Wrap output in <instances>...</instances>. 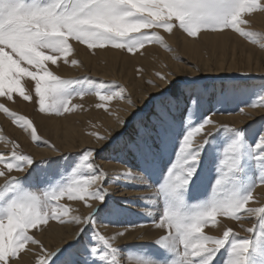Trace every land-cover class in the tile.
Listing matches in <instances>:
<instances>
[{"label":"snow or ice","instance_id":"1","mask_svg":"<svg viewBox=\"0 0 264 264\" xmlns=\"http://www.w3.org/2000/svg\"><path fill=\"white\" fill-rule=\"evenodd\" d=\"M257 11L264 12V0H0V97L11 101L18 94L24 101H33L27 85L34 82L40 113H70L82 107L71 103L73 96L83 98L92 90L71 87L77 82L75 79L61 78L47 66L48 62L56 65L61 59L69 63L70 41L90 50L110 46L136 55L142 54L146 45L164 44L155 29L171 33L178 27L188 37H196L201 28L231 29L255 40L259 34L242 26L248 23L244 14ZM70 63L77 65L78 61L72 59ZM155 76L165 85L158 92L164 99L150 117L141 121L127 139L118 140L119 132L90 133L101 147L77 153L78 162L67 178L52 183L51 177L56 173L50 168L42 173L48 187L25 188L24 181L12 173L30 169L39 172L37 165L41 161L20 151L16 141L9 142L10 151L0 152V178L4 180L0 184V264H13L20 253L32 251L30 246L39 248L35 264H217L221 252L226 255L220 264H264V204L249 206L257 184L264 185V126L257 134L255 129L217 124L205 115L204 94L199 88L191 85L171 91L175 81L159 71ZM25 78L28 79L22 84ZM113 84V90H95L99 101L95 107L109 112L107 105L113 100L135 107L127 89ZM238 93L253 95L254 88L248 84L233 85L228 94L215 98L216 103L222 104ZM244 103L264 110V91L250 104ZM136 111L128 120L117 116L119 125L126 128ZM0 112L33 141L40 139L33 120L10 111L3 103ZM187 112H194L197 122L184 129ZM239 112L243 113L244 107ZM221 130L230 135H214ZM246 131L248 138L254 140L247 147ZM194 136H199L195 143ZM206 147L208 156L202 159ZM104 152L109 153L104 158L124 165L116 180L133 188L152 189L150 198L139 199L156 205L155 214L147 213L150 226L157 230L153 241L157 251L153 255H147L146 249L125 255L115 246L117 238L136 224L130 223L113 235L98 230L99 221L111 224L126 211L112 202L109 189L104 187L108 174L95 162ZM173 153L178 162H174ZM213 170L214 178L210 176ZM209 185L212 196L201 200L199 194ZM65 198L83 202L88 214L70 216L71 209L61 203ZM193 200L199 202H190ZM218 216L236 222L255 218V222L244 229L249 234L245 237H239L227 225L222 235L207 234L205 227L209 222L220 223ZM50 221L77 226L71 244L52 251L44 249L34 230L43 231ZM147 222L139 226L144 227ZM254 257H259V261Z\"/></svg>","mask_w":264,"mask_h":264},{"label":"rangeland","instance_id":"2","mask_svg":"<svg viewBox=\"0 0 264 264\" xmlns=\"http://www.w3.org/2000/svg\"><path fill=\"white\" fill-rule=\"evenodd\" d=\"M258 15L264 16V12L257 11L253 13H245L243 17L244 19L248 21V23L242 27H244L245 30H250L254 32L256 31V33L259 34L255 38V40H251L247 37H242L231 29H224L223 31H219V30L212 31L210 29L201 28L200 31L197 33L196 37H188L187 34L183 33L182 30H180L178 27H174L173 32L171 33L164 32L163 29H155V31L160 36L163 37L164 44L161 45L158 43H152V44L146 45L145 48L141 50L142 54H136V55H131L127 53L126 51H123L120 49H114V48H111L110 46L106 48H98V49L90 50L86 47V45L79 44L76 41H70V44L72 45V52H70L68 55L69 63L65 64L64 61L61 59L57 61L56 65H51V63L48 62L47 66L50 71H53L55 75H58L61 78L75 79L77 82L73 84L71 87L77 90L79 89H91L92 90L91 92L86 94L83 98H81L80 96H73L71 103L76 104V105H82V107H77L73 109L72 112L63 113L62 115H55V114L47 113V112L40 113L38 111V105L35 103L34 82H31L27 85V88L32 90V95L34 98L33 101H30V102L24 101L18 94H14V99L11 101L7 100V98L5 97H0V103H3L6 107L9 108L10 111L17 113L18 115L26 116L29 119L33 120L34 125L37 128V135L40 138L38 141H33L31 139V136L28 133H25L19 127L14 125L9 117H6L3 114V112H0V152L10 151L11 144L9 142L16 141L20 145V149H19L20 151L24 152L25 154L31 155L34 159L36 158L35 160L37 161H41V163L37 165V169L40 170L39 172L32 171L30 169L29 172H26V173L13 172L12 175L20 177L22 181H24L25 188H30L31 190L44 189L48 187L49 185L43 182L45 177L42 175V173H47L50 170V168L55 169L56 174L51 177L52 183H55L56 181L61 180L62 178H67L70 175L72 168L75 167L76 163L78 162L77 153L82 152V150L86 148L95 147L99 149L101 147V143H98L96 138L92 136L90 133L97 132L100 135H112V134L117 133V131H113V130L109 131L107 129L108 127L106 128L104 125H102L101 120L103 119V117L105 116L108 117V115L109 116L111 115L110 108H112L113 104H111L110 102L107 105L108 108L110 109L109 113L105 112L103 109L96 108L95 105L99 101L95 95V90L96 89L107 90V91L113 90L115 88V85L113 84V82H115V84L122 85L127 89L128 91L127 94L129 95V98L132 101L134 100V98L132 97L127 84H125L121 79H118L117 77L113 75L106 76L102 73L99 74L91 70V68H87L86 64L83 61L82 53L84 56H88L91 59V61L94 60L96 66L101 65L102 67H104L106 63L100 59L96 60L99 53L112 52V53L119 55L120 57L126 58L129 62V67L132 73L134 74L135 78L137 77L140 78L141 73L144 72V74L150 75L148 78L144 79L143 81L144 86L149 87V88H152V87L158 88L157 93L152 94V95L147 94L145 95L143 99L141 100L138 99L136 102L134 100L133 102H134L135 107H131L128 104H126L127 105L126 109L125 108L123 109V110H126V111H123L124 113H126V120H128V116L132 112L136 111L137 109H140V111H136V115L133 116L131 120H129L130 122L128 121V126L124 128L125 131H122V132L119 131V133H121V136L117 138L118 140L127 139L129 136H131L134 130L140 126L141 121L150 117L152 111L154 110V107L158 105L164 99V97H160L158 95V92H160L165 87V85H163V82L160 81L159 78L155 76V73L159 70V68H160L159 72L167 75L169 80H173L176 82L175 88H173L171 91H177L180 88H184L186 86H191V85H195L197 88H199V90L204 94L205 115L213 119L217 124L228 125L229 127H242L245 130L255 129L256 133L258 134L259 131L261 130V127L264 126V110L262 111V109L258 107L257 108L247 107L245 106L244 102L247 101V103L250 104L252 100L258 98V95L261 93V91H264V72L262 73L234 72V73H222L219 75H214V74L213 75H203L201 73L199 74L198 72L199 69L196 66V64L191 62L184 55L182 56V53L180 51L181 44H182L181 40L183 38H186L195 44L201 45L204 42L201 36L203 35L212 36L214 34H219L220 36L228 35L230 36V38H235L241 41L243 44L253 47L259 52H264V29H260V27L254 26L256 25L254 23V18ZM200 52L205 56H209V57L213 56L211 55L213 54V52L208 47L207 48L201 47ZM177 57L179 59H177ZM72 59H77L79 63L77 65H71L70 61ZM165 60H168L169 62L175 65H183L186 67H190L195 72H198V75L186 74V75L177 76L173 71H171L170 66ZM145 61L149 63V66L144 65ZM117 65H120V61H118ZM138 69L140 70L142 69V71L138 72L137 71ZM69 71L72 72L71 75L68 74ZM27 79L28 78H25L24 80H22V84H24L25 80ZM148 81H152L153 83L151 82L147 85ZM240 84H248V85L253 86L254 94L253 95H241L238 93L235 96V98H229L222 104L216 103V99H215L216 97H219L222 93L228 94L231 86L240 85ZM224 85H226L227 88L223 90ZM149 97H151V99H149ZM240 107H244V112H246L248 109H257L258 111L259 110L262 111V113L258 115L257 117H253L251 120H249L247 123H245L242 126H236L232 123L225 122V121H218V118H221V117L229 118V117H234V116L243 114L239 112ZM95 115H99L100 117L96 116L97 117L96 119ZM43 119L45 120L43 125H46V124L49 125L48 121L49 123H53V121L55 120L59 122L60 120L61 122L64 120L73 122L76 126L79 125V127L81 125L82 134L84 135L85 138H89L90 142L86 146H82L76 149L75 151H72V152L66 151L64 153L63 151H60L61 149L57 145H55V143L42 132L41 125L39 124V120H43ZM196 122L197 121H196L195 113L187 112L185 113L184 123L182 124V128L186 129L189 123H192L193 126H195ZM206 127H211V126H206ZM101 128H103V130H101ZM214 135H218L219 137H225V136L230 135V133H227L221 130ZM178 139H182V137H179ZM198 139H199V136H194L193 143H195ZM245 140L247 142L245 145L246 147L248 144L254 143V140L248 138L247 131L245 133ZM53 149H56V150L54 151ZM177 150H178V144H177ZM35 152H43L47 154L45 155V157L43 156V157L37 158L35 156ZM48 152L50 154H48ZM32 153H34L33 154L34 156L32 155ZM108 155L109 153L107 152L100 153L96 157L95 162L98 165H100L101 168L105 169V172L108 174V180L107 182H105L104 187L108 188L109 192H111L112 190L113 193L112 192L110 193L113 197L112 202L118 205L119 207L126 209V211L124 215L120 216L119 219L115 220L111 224H109L107 220L99 221L98 230L102 234H105L104 232H107L105 230L112 229L114 231L113 234H115L116 232L123 231L124 227H127V225L130 223L136 224L137 226L129 227L128 231L125 234L134 232L139 229L140 231L144 229L154 230L150 226V218L147 216V213L151 212L155 214L156 205L150 203L148 199H139V197L150 198L152 194V189L151 188H133L132 186L127 185V182L123 180H116L117 174L124 171V165L115 159L104 158ZM207 156H208V152H207V147H206L205 152L202 153V159H206ZM172 158L174 162H178L176 161V157L174 153H173ZM170 162H171V159L169 160V163ZM103 164L105 165L107 164L110 166L115 165L113 169H117V170H112L111 172L109 168L105 167V165ZM111 175H115V176H111ZM214 175H215V171L213 170V173H211L210 176L214 178ZM255 175L258 176L259 173L257 172L255 173ZM25 177H28V179L25 180ZM111 177H115V180L113 179L111 181V182L115 181L113 182V185H114L113 188L109 184L110 182L109 178ZM251 178H252V173H249L248 179H251ZM0 180H1L0 184H3L4 182L3 178H0ZM212 183H214V179ZM258 187H264V185H261L258 183L255 189L253 190V196L255 195V190ZM138 191H143L148 194L143 195V196H131L130 195ZM116 193L117 195L122 194V198H117ZM191 194L196 195V193H191ZM199 196L201 200L210 198L212 196L211 186L209 185L207 190L202 191L199 194ZM125 201L127 202L125 203ZM190 202L198 203L199 200H193ZM61 203L65 204L71 209L70 216L71 215L79 216V214L80 216H84V215H87L89 212V209L85 207L84 203L81 201H68L65 198L61 200ZM255 203H256V197H254L253 202H250L249 206L259 207L262 204H264V201H262L261 203L259 202L258 205H256ZM217 220L220 223L213 225L211 222H209V224L205 227V232L207 234L222 235L224 225L226 223L227 224L230 223V225L228 224L229 225L228 227H231L233 231L238 234L239 237H245L249 234L242 230L241 227L244 225L243 223L245 222L248 223V226L250 227L255 222V218H251V219L246 218L240 222H236V221L228 220L223 216H218ZM145 221H148L147 223H145V226L140 227L139 224ZM49 225H58L60 227H70L73 230H77L76 225L69 224V223H65L62 225L56 221H50ZM48 226H45L44 229H46ZM40 232L41 231L39 230H35L36 236ZM119 238L123 239L124 236L119 237ZM126 239L120 243L115 244V246L123 250L125 255H127V253L129 252H137L143 249L147 250V253H146L147 255H153L157 251L156 246L153 243L154 239L147 241L146 243H139V244L135 243V241L134 242L131 241L130 243L126 242ZM72 241L69 242L68 244H71ZM30 247L32 248L33 246H30ZM25 252H22L23 254L20 253L18 257L13 260V264H23L21 263L20 260L23 257ZM225 255L226 253L224 252L220 253V255L217 257V264H220V262L224 259ZM254 259L259 261V257H254ZM32 264H35V262Z\"/></svg>","mask_w":264,"mask_h":264},{"label":"bare ground","instance_id":"3","mask_svg":"<svg viewBox=\"0 0 264 264\" xmlns=\"http://www.w3.org/2000/svg\"><path fill=\"white\" fill-rule=\"evenodd\" d=\"M254 23L256 24V25H254L255 27L257 26V27H260V29H264V16H261V15L256 16L254 18ZM253 29H255V28H253ZM201 37L204 41L201 45L195 44L192 41H190L186 38H183L181 40L182 44H181V48H180L182 56L184 55L191 62L196 64V66L199 69L198 70L199 74L201 73L203 75H213V74L219 75L222 73H234V72H253V73L254 72L255 73L256 72L257 73L264 72V52H259L256 49H254L253 47H250L246 44H243L241 41H239L235 38H230V36H228V35L220 36L219 34H214L212 36L211 35H203ZM178 42H180V41H178ZM201 47L202 48L208 47L209 49H211V51L213 52V54H211V55H213V56L209 57V56L203 55L200 52ZM178 49H179V47H178ZM82 56H83L82 57L83 61L86 64L87 68H91V70H93L94 72L99 73V74L102 73L106 76L113 75V76L117 77L118 79H121L125 84H127V86L129 87V91L131 92V95L134 98L135 102L138 99L139 100L143 99L145 97V95H147V94L152 95V94L157 93L158 88H156V87L155 88L154 87H152V88L145 87L143 84L144 79L148 78L150 75L144 74V72H143V73H141L140 78H138V77L135 78L134 74L132 73V71L129 67V62L126 58L120 57L119 55L112 53V52L99 53L96 60L100 59L106 63L105 66L102 67L101 65L96 66L95 61L94 60L91 61V59L88 56H84L83 53H82ZM79 58H80V56H79ZM118 61H120V65H117ZM165 61L170 66L171 71H173L177 76L186 75V74L198 75V72H195L190 67H186L183 65H175V64H172L171 62H169L168 60H165ZM144 65L149 66V63H147L145 61ZM159 70H160V68H159ZM85 71H86V69H85ZM68 74L71 75L72 72L69 71ZM99 74H98V76H99ZM153 80H155V79H153ZM148 84L149 83H147V85ZM153 86H155V85H153ZM226 88H227V86L224 85L223 90ZM111 104H113L112 108H110L111 109V111H110L111 115L110 116L108 115V117L107 116L103 117V119L101 120L102 125H104L106 128L108 127L107 129L109 131H111V130L117 131V132L125 131L124 128H122L119 125V123L117 122V116H121L126 120V113L123 112L126 110H123V109L124 108L126 109L127 103L125 101L113 100V102H111ZM262 111H260V110L258 111L257 109H248L246 112H243V114H240V115H237L234 117H229V118L221 117V118H218V121H225V122L232 123L236 126H242L245 123H247L249 120H251L253 117H257L258 115H260L262 113ZM96 116H99V115H95V117ZM96 119H97V117H96ZM44 121H45L44 119L39 120V124L41 125L42 132L46 136H48L55 143V145H57L61 149L60 151H63L64 153L66 151H70V152L75 151L76 149H78L82 146H86L90 142V139L85 138L84 135L82 134L81 125L79 127V125L76 126L73 122H69L66 120H64L62 122H61V120H60V122L55 120V121H53V123H49V121H48L49 125H47V124L43 125ZM98 129H99V127H98ZM101 130H103V128H101ZM90 138H92V137H90ZM33 154L34 153H32V155ZM46 154L47 153H43V152H35V156L37 158H40L43 156L45 157ZM48 154H50V153L48 152ZM103 165H105V164H103ZM114 166L115 165H113V166H110L107 164L105 165V167L109 168V170L111 172H112V170H117V169H113ZM115 168H117V167H115ZM107 172H109V171H107ZM114 173H115V171H114ZM111 176H115V175H111ZM109 179H110L109 184L113 188V186H114L113 182H115V181H113V182H111V181L113 179L115 180V177H111ZM0 183H1V180H0ZM111 192H112V190H111ZM146 194H148V193H145L143 191H138V192L132 193L130 195L131 196H143ZM116 195H117V193H116ZM254 197H256V203H255L256 205H258L259 202L261 203L262 201H264V187H258L255 190ZM117 198H122V194L117 195ZM74 211H76V210H74ZM79 216H80V214H79ZM228 224L230 225V223H228ZM228 224L226 223L225 225L229 226ZM243 224H242L243 226L241 228L243 231H245L244 229H246L249 226H248V223H246V222ZM76 231L77 230H73L70 227H60L58 225H49L46 229H44L43 231H41L40 233L37 234V238H39L42 241V243L44 245V249L46 251H52V250L57 249L58 247H63L66 244H68L69 242H71L74 239ZM105 231H107V232H104L106 235H113V232H114L112 229L105 230ZM156 235H157V230H155V229L154 230H152V229L151 230H148V229L145 230L144 229L141 231L139 229V230H136L134 232L125 234L123 239L117 238V240L115 241V244L122 242L126 238H127L126 242H129V243L131 241H133V242L135 241V243H137V244L146 243L147 241L153 240L156 237ZM37 252H39V248H37L36 246H33L32 251H27L24 253L23 257L20 260L21 263H23V264L24 263L25 264L34 263L35 259H36V253Z\"/></svg>","mask_w":264,"mask_h":264}]
</instances>
